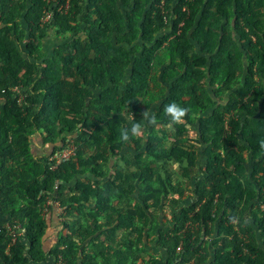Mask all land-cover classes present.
Listing matches in <instances>:
<instances>
[{"label":"trees","instance_id":"1","mask_svg":"<svg viewBox=\"0 0 264 264\" xmlns=\"http://www.w3.org/2000/svg\"><path fill=\"white\" fill-rule=\"evenodd\" d=\"M261 144L264 0H0V264H264Z\"/></svg>","mask_w":264,"mask_h":264},{"label":"crops","instance_id":"2","mask_svg":"<svg viewBox=\"0 0 264 264\" xmlns=\"http://www.w3.org/2000/svg\"><path fill=\"white\" fill-rule=\"evenodd\" d=\"M197 172H198V170L196 168L195 173H197ZM59 210L62 211V209H59ZM164 212L165 211H163L162 214L159 213V218L157 219V222L161 225H163V223H164V217L166 218V215H164ZM48 213L49 214L45 219L46 223H47V228H46L45 234H44L43 239H42L43 240L42 241V247L46 253L48 251H50L51 248L54 246L56 239H57L59 232H60V229L58 227L53 226L54 220L56 221V218L53 217L52 213H50V212H48ZM57 218H58V216H57ZM63 233L66 234V230H63ZM156 242H157V237H156L155 233H150L148 235V237L144 236L143 246L145 249H143L144 252L141 253V257L143 259L148 260L150 257H154L155 259H160V257L162 258L161 255L163 252L158 248V246L156 245ZM141 260L138 261L139 264H143ZM52 261H53V259L49 260L47 262V264L52 262Z\"/></svg>","mask_w":264,"mask_h":264},{"label":"clouds","instance_id":"3","mask_svg":"<svg viewBox=\"0 0 264 264\" xmlns=\"http://www.w3.org/2000/svg\"><path fill=\"white\" fill-rule=\"evenodd\" d=\"M164 112L170 118L169 121L170 124L175 125L183 121V119L188 114V109L186 107L180 106L176 102H172L165 106ZM142 117L145 123H139V122L131 123L130 128H124L122 130L121 137L124 141H128L130 138H136L142 136L146 126H155L157 124L156 114L154 112H151L149 109L143 112ZM261 147L264 148V144H261ZM46 154L48 155L50 153H46ZM57 154L59 153H55L53 156L49 158V160L52 157L56 156Z\"/></svg>","mask_w":264,"mask_h":264},{"label":"rangeland","instance_id":"4","mask_svg":"<svg viewBox=\"0 0 264 264\" xmlns=\"http://www.w3.org/2000/svg\"><path fill=\"white\" fill-rule=\"evenodd\" d=\"M47 19H45V21H46ZM49 37H50V39H51V41L49 42V41H46L45 42V46H47L48 45V47H50L51 46V43H52V41L55 39V37H54V35L53 34H49ZM57 40V39H56ZM60 40V39H59ZM54 42H56L55 40H54ZM60 42V41H59ZM20 46H22L21 44H19ZM154 104V103H153ZM144 104H142L141 105V107H143L144 108V106H143ZM148 108V107H147ZM150 108V107H149ZM148 108V109H149ZM145 110H148V109H146V108H144ZM193 133L191 132V136H193L192 135ZM39 138H35V137H33L32 138V143H33V145H32V151L35 153V154H40V155H43V154H46V153H50V150H51V146L49 145V144H47V145H41V144H39ZM128 157H130V155L128 154V153H125ZM167 166H169V165H171V167L173 166V170H174V172L175 173H178V171H179V169H178V166H177V164H175V163H172L171 164V162L169 163V164H166ZM48 211H46V213H45V215H43L44 217H45V219H46V217L48 216ZM52 215H53V217L54 218H56V221L54 220V224H53V226L54 227H58L59 229H60V231L61 232H63V230H65L63 227H62V225H61V221H63V218H62V211H60L59 209H58V207H57V205L56 204H54V206H53V212H52ZM57 216H58V218H57ZM170 216H171V214H169L168 212L166 213V218L164 217V223L166 224L168 221H169V219H170ZM164 224V225H165ZM58 229V230H59Z\"/></svg>","mask_w":264,"mask_h":264},{"label":"built area","instance_id":"5","mask_svg":"<svg viewBox=\"0 0 264 264\" xmlns=\"http://www.w3.org/2000/svg\"><path fill=\"white\" fill-rule=\"evenodd\" d=\"M47 1L48 2H51V0H47ZM66 1H68V0H66ZM66 7H67V5H66ZM48 18H49V15L47 14L46 19H48ZM13 91L14 92H18V89L15 87L13 89ZM72 151L73 150L71 148L70 149H67V150H64V151L60 152L59 154H57L56 156L52 157L50 160H55L56 163H59L61 160L67 159L72 154ZM262 209H264V206H262ZM4 228L7 230L8 234L10 236V245H12L16 241L17 237L21 236L24 233V230H22L16 224L13 225V226H10L9 224L8 225L6 224L4 226ZM176 251L179 252L180 251V247H178L176 249ZM5 252L6 253L8 252V248L6 249ZM48 264H59V263L52 261V262H50ZM187 264H192V262H189Z\"/></svg>","mask_w":264,"mask_h":264}]
</instances>
